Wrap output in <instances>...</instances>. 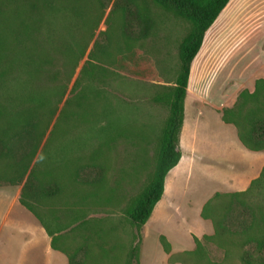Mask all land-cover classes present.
I'll return each mask as SVG.
<instances>
[{
  "label": "rangeland",
  "instance_id": "1",
  "mask_svg": "<svg viewBox=\"0 0 264 264\" xmlns=\"http://www.w3.org/2000/svg\"><path fill=\"white\" fill-rule=\"evenodd\" d=\"M260 1L232 0L221 17L225 20L227 16V23L233 18L234 26H258L245 40L248 45L240 47V41L231 40V45L215 46L211 27L191 65L183 135L187 142L183 141L182 145L184 151H189L197 139L199 154L188 152L185 156L192 158L190 166L184 161L168 173L166 195L157 203L142 229L140 264H183L172 261L171 256L195 250L196 239L204 243L207 260L203 264H242L238 250L228 247V251L205 239L215 233V227L212 219L202 217L201 212L216 192L247 189L264 168V150L255 151L228 141L219 130L200 129V134L196 135L192 126L193 121L200 118L199 110L204 112L201 119L211 120L212 115H217L211 107L219 110L222 116L223 108L233 107L237 102L245 79L236 72L235 60L252 57L255 64L261 60L255 56L261 49L259 40L264 38V7ZM88 3L90 12L100 15L95 35L67 84L62 102L57 103L53 98L47 127L38 128L40 134L45 133L38 154L43 151L45 158L61 155L58 152L64 143L71 141L84 142L86 152L76 156L79 159L63 154L71 157V165L57 171L64 193L45 208L51 210L53 219L49 222L61 249L73 253L87 245L94 256H99V264H125L134 231L127 212L156 168L170 112L167 100L180 66V46L192 23L151 2L150 34L128 40L120 33V16L112 11L114 0L97 9H94V0ZM24 17V0H0L1 93L13 83L17 74L16 56L25 38ZM219 57H223L225 66L223 62L219 67L213 63L214 58ZM81 74L87 90L65 107ZM84 94L90 112L77 106ZM236 96L233 106H227ZM62 111L65 114L60 119ZM97 118L100 119L98 125L94 123ZM84 162L96 164L93 171L101 173L99 181L80 183L72 177L75 166ZM21 191L22 184H0V220L13 200H18L32 213L20 202ZM257 196L254 200L264 202V195ZM161 236L171 244L169 253L164 249Z\"/></svg>",
  "mask_w": 264,
  "mask_h": 264
},
{
  "label": "trees",
  "instance_id": "2",
  "mask_svg": "<svg viewBox=\"0 0 264 264\" xmlns=\"http://www.w3.org/2000/svg\"><path fill=\"white\" fill-rule=\"evenodd\" d=\"M88 1L24 0L25 38L24 46L16 56L17 74L13 83L5 87L4 93L0 90V184H22L20 202L53 236L52 246L68 255L69 264H99L100 258L94 256L87 245L80 246L73 253L61 249L49 222L53 219L51 210L46 209L45 205L62 197L64 186L58 179L57 171L60 167L70 166L71 157L85 154V144L66 142L58 152L61 155L45 158L43 151L38 154L41 138L45 134H40L38 128L42 125L47 127L53 98L57 103L62 102L67 84L95 35L100 15L94 16V12H90ZM110 1L94 0V9ZM229 1L114 0L112 11L120 16V33L128 40L150 34L153 24L151 2L172 10L192 23L190 32L180 46V66L175 85L168 100L166 98L170 112L156 168L149 183L127 212L134 231L125 264H140L142 229L163 196L167 174L182 156L180 133L192 62L202 47L208 29ZM20 73L24 75L23 78ZM82 78L83 74L76 79L65 107L87 90ZM82 98L77 101V106L90 112L88 103L84 101L85 94ZM64 114L62 111L60 119ZM222 119L236 126L239 138L247 148L264 150V78L256 80L253 91L242 90L233 107L223 108ZM99 121L97 118L94 123L98 125ZM63 154H71V157ZM94 165L90 162L79 163L71 175L80 183L97 182L101 179V173L93 171ZM257 195H264V168L247 189L216 192L201 212L202 217L212 219L215 227V233L205 236V239L228 251V247L238 250L242 264H264V202L254 200ZM161 241L169 253L170 242L165 236H161ZM196 242L195 250L172 255L171 260L183 264H203L207 260L204 243L199 239Z\"/></svg>",
  "mask_w": 264,
  "mask_h": 264
},
{
  "label": "crops",
  "instance_id": "3",
  "mask_svg": "<svg viewBox=\"0 0 264 264\" xmlns=\"http://www.w3.org/2000/svg\"><path fill=\"white\" fill-rule=\"evenodd\" d=\"M231 1L232 0L229 1L227 6L213 23L211 26L212 28L210 27L214 36L215 46L218 44H222L223 46L231 45L229 42L231 40L240 41L241 45H238L240 47L246 46L248 44H246L245 40L250 38L249 34L252 33L254 29L258 28L257 25L252 28L247 25L244 26L243 24L240 26H234L233 18H231L228 23L226 22V19L228 18L227 16L224 18L225 20H222L221 17L225 12H227ZM260 4L261 7H264V0H261ZM219 38H222L223 41H220ZM215 40L218 42H215ZM262 40H259V43H261V49L255 52V56L261 58L258 63L255 64L252 62V57H241L235 60L237 62L236 72L240 73L242 78L245 79L242 86L244 89L246 88L249 91H253L255 89V82L258 78H264V48H262L264 40ZM204 42L205 41H203V44ZM215 49L216 48H214V50ZM239 59L241 60L239 61ZM221 62H223V57L221 59L220 57L214 58L213 63L216 65V67H219ZM223 65L225 66L224 62ZM236 98L237 96L233 99L232 103H227V106H233ZM186 102L187 101L185 99L184 122L180 133V149L182 156L179 163L171 170L177 169L184 161H186L187 167L190 166L192 158L185 156V154H188V152L189 154H199L196 151V144L198 142L197 139L196 141L194 140V143L192 144L193 146L189 149V151H184L183 149V141L187 142L186 138L183 140V135L186 128ZM202 105L207 107V105L204 103ZM211 108L217 114L215 116L212 115L211 120L201 119V116L204 115V112H201V110L198 111L200 118L194 120V125L192 126L194 134H200V129L219 130V134H222V136L227 138L228 141H232L235 144L239 143L240 145H244L239 138L236 126L232 123L225 122L222 119L220 111L213 107ZM218 108H220L219 105ZM209 126L212 128H209ZM165 195L164 189L162 197ZM0 264H69V258L64 251L52 246L51 236L47 233L45 228L39 224L36 217L32 215V213L28 212L23 206H21L18 200H13L9 211L6 213V215H4L2 220H0Z\"/></svg>",
  "mask_w": 264,
  "mask_h": 264
},
{
  "label": "clouds",
  "instance_id": "4",
  "mask_svg": "<svg viewBox=\"0 0 264 264\" xmlns=\"http://www.w3.org/2000/svg\"><path fill=\"white\" fill-rule=\"evenodd\" d=\"M43 159V157H41V160Z\"/></svg>",
  "mask_w": 264,
  "mask_h": 264
}]
</instances>
